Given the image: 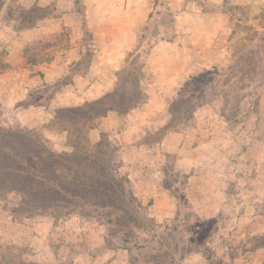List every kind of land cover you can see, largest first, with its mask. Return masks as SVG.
I'll return each instance as SVG.
<instances>
[{"label": "rangeland", "instance_id": "rangeland-1", "mask_svg": "<svg viewBox=\"0 0 264 264\" xmlns=\"http://www.w3.org/2000/svg\"><path fill=\"white\" fill-rule=\"evenodd\" d=\"M167 1L157 0L156 6H167ZM237 1L225 0L224 5L231 16L229 53L225 52L221 61L204 68L196 77L183 80L178 93H160V87L156 94L148 93L147 90L155 85V79L147 76L140 62L134 60L133 68L126 66L117 78L116 88L101 102L58 115L56 128L69 131V139L80 141L88 155L86 158L90 156L95 161L89 163L75 156L71 159L62 156L63 153L53 149L51 142L39 141L33 145L32 149L40 159L35 164L27 163L30 168L25 171L39 175L42 172L47 180L31 179L25 174L23 182L16 185L23 190L20 194H3L2 190L11 189L12 182L6 179V182H0V264H86L91 257L95 264H109L118 255L131 263V257L135 256L130 252L134 242L151 247L152 253L145 257L146 264L251 263L247 251L264 246V237L241 235L236 225V216L241 211L233 210L232 214L229 210L221 211L209 225L194 219L190 209L194 206L187 196L188 174L156 157L165 139L193 127L196 113L203 109L212 115L219 113L231 123L246 125L251 118H264V0H242L241 4ZM187 2L208 10L206 0ZM155 12L150 15L143 31L144 37H148L145 53H150L155 43L171 40L174 36L171 29L174 15L167 12L162 15L160 10L156 15ZM43 15L45 13L26 10L19 0H0V16L7 21L6 24H14L17 30L30 27ZM64 30V42L60 47L65 48L72 33L67 28ZM93 40L90 33H85L84 41ZM40 41H44L47 47L54 39L43 37ZM1 56L4 59L5 52ZM167 81L169 79L164 78L165 84ZM69 83L73 81L66 78L45 89L43 96L33 97L28 102L43 100L45 103L54 92L63 90ZM149 98L153 101L150 102ZM135 108H140L149 121L147 126H140V138L132 144L151 160L148 164H153L156 169L149 184H142L138 172L130 174V170L136 171L137 166L128 165L130 163L124 160V144L115 141L117 133H122L129 125L127 112ZM111 109L118 111L120 117L115 131L103 134L97 145L86 144L82 136L86 130L82 133L80 128L82 123L91 124L87 121L93 119L97 126ZM59 119L63 120L57 122ZM160 123L163 125L159 126ZM1 130L20 129L5 124L0 118V142L14 146L13 138H2L4 131ZM6 153L11 154L10 151ZM48 153H56L57 157L52 159ZM8 159L10 175L11 172L18 175L20 168L24 170L12 156ZM119 183L131 187L135 202L132 203L131 198L116 199ZM33 188L39 189L34 196L29 192ZM98 189L108 192L111 198L93 195ZM182 195L188 201L182 200L187 211L180 208ZM110 200L112 206L108 210L111 213L106 217L115 219L112 225L99 223L95 214L87 216L88 211H93L88 206L90 201L108 203ZM171 228L176 231L172 233ZM90 242L97 247L93 252L88 246Z\"/></svg>", "mask_w": 264, "mask_h": 264}, {"label": "crops", "instance_id": "crops-1", "mask_svg": "<svg viewBox=\"0 0 264 264\" xmlns=\"http://www.w3.org/2000/svg\"><path fill=\"white\" fill-rule=\"evenodd\" d=\"M19 1L26 10L45 15L23 30L6 24L4 15L0 16V56L5 52V58L0 57V118L9 126L39 133L60 153L72 152L74 145L67 130L56 128L55 113L101 102L116 88L126 66L133 68L134 60L155 79L153 90L147 92L156 94L160 87V93L168 94L178 93L183 80L196 77L229 53L231 16L225 10V0H206V11L186 0H168L167 6H156L157 0ZM157 10L174 15V36L155 43L150 53H145L148 37L143 31ZM65 28L72 38L64 48L60 46ZM87 32L93 41H84ZM43 37L54 41L45 47L40 41ZM66 78L73 83L54 92L45 103L28 102ZM164 78L169 79L167 84ZM141 112L140 108L127 112L129 125L117 133L115 141L124 144V160L133 164L128 165L137 166L130 174L138 172L142 184H149L156 169L132 145L140 138V126L149 124ZM119 118L118 111L107 110L89 131L90 143L97 145L103 134L113 133ZM156 157L188 174L187 196L200 217L240 210L236 225L241 235L264 237V118H251L246 125L231 123L219 113L212 115L203 109L196 113L193 127L165 139ZM88 246L91 252L97 248L93 242ZM247 252L250 264H264L263 245ZM88 262L95 264L92 257ZM109 264L131 263L118 255Z\"/></svg>", "mask_w": 264, "mask_h": 264}, {"label": "trees", "instance_id": "trees-1", "mask_svg": "<svg viewBox=\"0 0 264 264\" xmlns=\"http://www.w3.org/2000/svg\"><path fill=\"white\" fill-rule=\"evenodd\" d=\"M32 104H37L36 102H32ZM80 108V107H79ZM75 109L77 108H74V109H60L57 111V116L54 115V118H55V122H56V119H58V115L60 113H62L63 111H75ZM81 110H83V108H81ZM88 114V113H87ZM63 120V119H61ZM61 120L59 119V121L57 122H61ZM73 122V121H71ZM87 122H91V124L89 123H82V126H80V128L82 129V133H83V130L86 132H84L82 134V136H84L85 140H83L86 144H91L89 139H88V133L90 130L94 129L96 127V124H95V121L93 119H91V121H87ZM80 128H79V131H80ZM4 134L2 136V138L4 137H7V136H10L13 138V144L14 146H8L6 142H0V149L2 151H0V182L4 183V179H6L8 182H12V185H11V189H4L2 190L0 188V190L3 191V194H10L11 192H17V194H20V191L22 190L21 188H19V186H16L18 183L20 182H23L24 180V177L25 176H29L31 179L32 177L35 178V179H40V180H47V178L44 177L43 173L40 172V175L38 173H31V172H28V170L25 171V169L27 168H30V166L26 165L27 163H30L32 162L33 164H35L38 159L39 156L37 155V153H34L33 151V145L36 144L37 142H45V140L43 138L40 137L39 133L37 132H33V131H28V130H24V129H20V130H16V131H6V130H1ZM69 132V131H68ZM70 133V132H69ZM75 141L72 142L73 145H74V149L72 153L68 154V153H63L62 156H66L67 158L71 159L73 156L75 157H78L80 160L81 159H85L87 162L89 163H93L95 161V159L91 160L90 156L88 158H86V150L84 152V150L82 149V145L79 144L80 141H77V139H74ZM1 141V140H0ZM78 142V143H77ZM75 143V144H74ZM36 146V145H35ZM10 151L11 154H7L6 152ZM48 155L50 157L55 158L57 157L56 153H48ZM16 159V163L18 165H21L23 166V169L22 170L20 168V172L17 173L18 175H15L11 172V175L9 174V170L10 168H8L9 166L7 165V162H8V157H11ZM6 159H8L6 161ZM36 160V161H35ZM43 161V160H42ZM44 166V164H43ZM51 166V165H49ZM26 174V175H25ZM21 175V176H20ZM25 175V176H24ZM65 176H68V174H65ZM19 180V181H18ZM6 182V181H5ZM129 181L127 180V183ZM126 183V185H122L119 183L118 187H117V193H115V196H117L116 199L118 200H127L129 198H131V202H135V198H134V195L132 193V190H131V187ZM6 188V187H4ZM40 189V187H39ZM39 189H30L29 192H31L32 196H34V192H37ZM23 191V190H22ZM1 192V191H0ZM93 195H96V196H99L98 198H107L110 199L111 196H109L108 192H105V190H101V189H98V190H95V192L92 193ZM183 197H181L179 199V202H180V208L181 210H184V211H187V206H184L182 203V200L185 202V196L182 195ZM134 198V200H133ZM184 198V199H183ZM108 203H106V201H103L102 203H92L91 201L89 202L90 205L88 206H91L90 208H93V211H88V215H94L95 214V217L97 218L98 222L103 224V225H112L115 221V219H112V218H107L106 216H109L111 211L110 209L108 210V208L112 205H110L109 202L110 201H107ZM188 203V201H186ZM186 203V204H187ZM115 206V205H114ZM191 211H192V214L194 215V219L196 220H199L202 224H211L212 221H215L216 217H211V218H202L200 217L197 212L195 211L194 208H190ZM95 210V211H94ZM98 210H101V211H98ZM191 214V216H192ZM118 221V219H116ZM186 223V221H184ZM170 231L172 233H174V231H176V229L174 228H171ZM151 247L144 244V243H138V242H134V244L132 245L131 247V253L133 252V254L135 253V256L131 257V264H146V256L150 255L152 253V250L150 249Z\"/></svg>", "mask_w": 264, "mask_h": 264}]
</instances>
